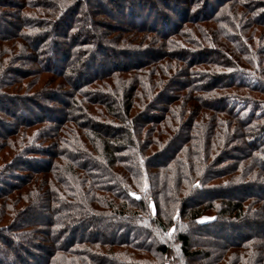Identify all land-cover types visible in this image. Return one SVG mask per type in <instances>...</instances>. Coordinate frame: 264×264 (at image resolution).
I'll return each mask as SVG.
<instances>
[{
	"label": "trees",
	"instance_id": "obj_1",
	"mask_svg": "<svg viewBox=\"0 0 264 264\" xmlns=\"http://www.w3.org/2000/svg\"><path fill=\"white\" fill-rule=\"evenodd\" d=\"M92 1L0 0V264H264V0Z\"/></svg>",
	"mask_w": 264,
	"mask_h": 264
},
{
	"label": "rangeland",
	"instance_id": "obj_2",
	"mask_svg": "<svg viewBox=\"0 0 264 264\" xmlns=\"http://www.w3.org/2000/svg\"><path fill=\"white\" fill-rule=\"evenodd\" d=\"M92 5L93 6H99V3L96 1V0H93L92 1ZM114 15L115 16H117L118 17V19H120V20H122V18H121V16L119 15V14H117V12L115 11L114 12ZM116 17V18H117ZM1 24V23H0ZM3 26L1 25L0 26V28H2ZM87 73V72H86ZM163 157H161L160 159H162ZM256 191H258L259 193H262L263 191H264V188L263 189H258V190H256V189H249V190H245V191H235V192H223L225 195H237V194H248V193H253V192H256ZM262 191V192H261ZM222 193V194H223ZM39 219V218H41V219H44V217L42 216V217H38V216H35L33 219ZM243 229V231H242V233H245V232H249V230L250 231H255L256 233L258 232H261V231H264V228H262L261 226H255V227H251V229H249V230H247V228H242ZM107 231H109L108 229L106 230V231H104L103 230V233L104 234H106V232ZM221 234L223 235V236H225V232H221ZM222 239V238H221ZM222 240H224V239H222ZM198 263H200V262H198V260H195L192 264H198Z\"/></svg>",
	"mask_w": 264,
	"mask_h": 264
}]
</instances>
